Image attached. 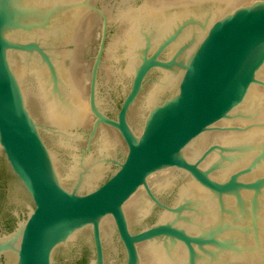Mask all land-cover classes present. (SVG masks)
I'll return each mask as SVG.
<instances>
[{"label": "water", "instance_id": "water-1", "mask_svg": "<svg viewBox=\"0 0 264 264\" xmlns=\"http://www.w3.org/2000/svg\"><path fill=\"white\" fill-rule=\"evenodd\" d=\"M1 153L19 264H264V0H0Z\"/></svg>", "mask_w": 264, "mask_h": 264}, {"label": "flooded vegetation", "instance_id": "flooded-vegetation-1", "mask_svg": "<svg viewBox=\"0 0 264 264\" xmlns=\"http://www.w3.org/2000/svg\"><path fill=\"white\" fill-rule=\"evenodd\" d=\"M113 163L116 166L117 162L114 161ZM7 170L17 180L20 186V189H21L20 192L22 193L24 192V194H26L28 198L30 199L29 204L24 203L18 200L17 198H15L12 194V191L6 186L4 179L7 176ZM153 185L154 184L151 182V187H154ZM153 192L156 198H158L161 202H165L163 201V198L161 196L163 194L164 195L166 194L164 193V191H161L160 192L161 195H160L156 191V188H153ZM144 196L150 203H152V201L148 198L145 192H144ZM6 198H7V202L5 201ZM33 208H34V205H33V202L30 196L26 193L24 187L19 182L17 177L13 174V172L11 171L8 165V162L5 156L3 155V153H1V156H0V243L6 242L8 240L9 236H11L15 232L19 224L23 222L24 220H26L28 214L31 212ZM106 253L107 251L105 249V264L108 263V255ZM116 257H117V260L119 259L123 261V258H124L123 251L122 250L118 251V254H116ZM85 260H86L85 257H82V259L76 262L75 264H84ZM0 264H19L18 256L13 251L2 252L0 253Z\"/></svg>", "mask_w": 264, "mask_h": 264}]
</instances>
